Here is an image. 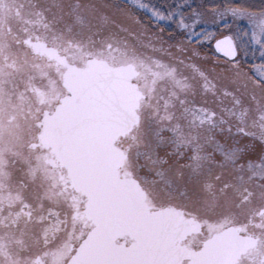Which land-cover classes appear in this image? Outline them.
I'll return each mask as SVG.
<instances>
[{"label":"snow or ice","instance_id":"1","mask_svg":"<svg viewBox=\"0 0 264 264\" xmlns=\"http://www.w3.org/2000/svg\"><path fill=\"white\" fill-rule=\"evenodd\" d=\"M0 264H264V0H0Z\"/></svg>","mask_w":264,"mask_h":264}]
</instances>
